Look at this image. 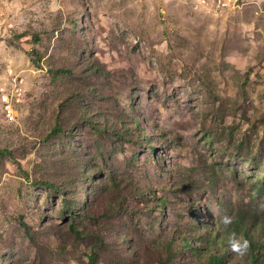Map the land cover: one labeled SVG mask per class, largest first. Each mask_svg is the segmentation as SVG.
<instances>
[{"label": "rangeland", "instance_id": "374dc122", "mask_svg": "<svg viewBox=\"0 0 264 264\" xmlns=\"http://www.w3.org/2000/svg\"><path fill=\"white\" fill-rule=\"evenodd\" d=\"M240 208L264 218V0H0V264H201Z\"/></svg>", "mask_w": 264, "mask_h": 264}, {"label": "trees", "instance_id": "16d2710c", "mask_svg": "<svg viewBox=\"0 0 264 264\" xmlns=\"http://www.w3.org/2000/svg\"><path fill=\"white\" fill-rule=\"evenodd\" d=\"M35 41H39V36H34ZM37 54L36 51H33V54ZM141 130V127L139 126ZM104 130V129H103ZM127 137V135H124ZM156 150V149H154ZM4 151V149H1ZM89 175V173H87ZM90 177V175H89ZM164 201L162 200V204L164 205ZM65 208L66 210H71L72 206L68 200H65ZM64 213V212H63ZM65 214V213H64ZM262 217H260L256 212H251L247 209L240 208L233 219V223L225 228L223 224H220V227L215 232H211L208 234H204L203 236H199V245L204 246L206 249H210L211 245L215 246V250L213 253L209 255L206 260L201 261V264H228V260H226V256L228 255L226 252L221 254L220 244H224L225 248H228L229 239L232 233H235L237 238L243 237L248 240L250 243L249 247V256L245 263L243 264H264V218H262L260 224V228L257 227L258 220L260 221ZM259 226V225H258ZM71 230L77 235H81V231L76 227L75 223L72 222L70 225ZM255 229H257L258 236L255 235ZM28 234H30L29 228ZM170 250L173 249V243L168 245ZM180 250L182 249H190L192 253H198V248L193 245L191 241H188L184 237H181L179 243ZM90 264H96V254L92 253L89 256Z\"/></svg>", "mask_w": 264, "mask_h": 264}, {"label": "clouds", "instance_id": "9594fccd", "mask_svg": "<svg viewBox=\"0 0 264 264\" xmlns=\"http://www.w3.org/2000/svg\"><path fill=\"white\" fill-rule=\"evenodd\" d=\"M222 223L225 228H227L233 223V218L231 216L225 215L222 217ZM229 245L231 250L240 256L245 255L250 247V243L248 240L244 239L243 237L237 238L235 233L231 234Z\"/></svg>", "mask_w": 264, "mask_h": 264}, {"label": "built area", "instance_id": "2783aa9c", "mask_svg": "<svg viewBox=\"0 0 264 264\" xmlns=\"http://www.w3.org/2000/svg\"><path fill=\"white\" fill-rule=\"evenodd\" d=\"M237 0H214V5L216 6V10H226L228 3H235Z\"/></svg>", "mask_w": 264, "mask_h": 264}]
</instances>
